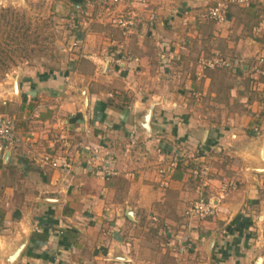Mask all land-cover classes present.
Returning a JSON list of instances; mask_svg holds the SVG:
<instances>
[{"label":"crops","instance_id":"obj_1","mask_svg":"<svg viewBox=\"0 0 264 264\" xmlns=\"http://www.w3.org/2000/svg\"><path fill=\"white\" fill-rule=\"evenodd\" d=\"M52 1L75 15L80 46L65 69L23 68L15 95L12 79L0 83V114L16 119L20 140L0 155V264L23 243L13 264L140 263L139 235H124L142 215L174 232L163 251L174 249L176 264H264V173L255 172L264 89L253 90L245 68L264 56V0L230 6L223 23L199 13L228 0H147L128 37L114 25L123 6L90 12L85 0ZM214 54L232 67L197 79L198 61ZM100 148L117 157V176L88 165ZM45 155L69 160L70 171L45 165ZM202 196L219 199V212L192 220Z\"/></svg>","mask_w":264,"mask_h":264},{"label":"rangeland","instance_id":"obj_2","mask_svg":"<svg viewBox=\"0 0 264 264\" xmlns=\"http://www.w3.org/2000/svg\"><path fill=\"white\" fill-rule=\"evenodd\" d=\"M7 9L18 14V22H15L14 25L21 28L22 32L31 38L26 43L27 57L18 59L16 65L8 73H0V83L7 79H14L17 74L20 75L23 68L58 71L68 66L71 59L74 58L75 48L80 46L72 38L74 30L71 26V20L76 18L72 12L68 16H64L55 10L52 0H32L30 2L21 0L14 6L1 3L0 19L1 15H8V12L5 11ZM9 18L16 20L11 15H9ZM0 29L1 32L5 30L2 24H0ZM34 39L38 43H32ZM23 48L21 47L20 49L22 50ZM3 201L5 200H0V206L3 205ZM139 219L138 227L128 228L124 235L126 239H130L128 241L131 243L133 242L131 238H134L135 234L139 235L142 245L136 249L138 251L137 256L140 259V263L137 264H176L177 256L170 255L172 253L176 254L175 250L167 248L165 253L163 251L166 245L169 244V232L171 234L174 232L167 227L163 229L162 226L157 225V223L165 224L164 221L157 222L146 215L139 216ZM159 220L161 221V219Z\"/></svg>","mask_w":264,"mask_h":264},{"label":"built area","instance_id":"obj_3","mask_svg":"<svg viewBox=\"0 0 264 264\" xmlns=\"http://www.w3.org/2000/svg\"><path fill=\"white\" fill-rule=\"evenodd\" d=\"M246 0H228L227 2L218 3L217 5L203 10L199 13V17L203 21L223 23L226 20L227 12L232 5L245 3ZM123 6L124 9L116 16L114 25L121 32L122 36L128 37L135 26L142 22L143 10L141 8H148L147 0H85L84 8L86 11L94 12L97 9H106V11H113L115 8ZM126 9V11H125ZM137 9H141L140 15L137 13ZM154 18V15H150V20ZM232 64L226 58L220 54H214L210 58H202L196 65L197 79H201L205 72L209 70L217 69H230ZM248 77L251 86L254 91L264 89V56L256 57L252 65L246 67ZM16 119L13 117L0 114V155L9 153L16 146L20 144V140L16 137ZM257 130V129H256ZM62 140V138H61ZM136 140H132V143L126 149V153L132 152L137 147ZM115 154H111L107 151H103L102 148L98 149L95 155L88 161V165L93 168L94 163L96 173L103 179L113 178L118 175L115 163ZM43 163L55 170L63 172H69L71 165L69 160L54 159L49 155L42 157ZM179 161V160H178ZM177 160L169 166L162 167L158 170V174L161 177L169 176L173 169L177 167ZM98 166V168H97ZM202 178L208 177V171L203 170L199 173ZM233 185H230L232 187ZM234 187V186H233ZM220 207V200L214 197L205 198L200 197L192 206L188 212V216L192 220H206L217 216ZM260 221H264V217L259 218Z\"/></svg>","mask_w":264,"mask_h":264},{"label":"trees","instance_id":"obj_4","mask_svg":"<svg viewBox=\"0 0 264 264\" xmlns=\"http://www.w3.org/2000/svg\"><path fill=\"white\" fill-rule=\"evenodd\" d=\"M5 11L8 12V15H1L0 19V24L5 29L4 32H1L0 29V73L3 74L8 73L16 65L18 59L27 57L26 43L31 38L22 32L21 28L14 25L15 22H18V14L10 9ZM9 15L14 16L16 20H11ZM33 42L38 43L35 39L32 40ZM21 47L24 48L21 50Z\"/></svg>","mask_w":264,"mask_h":264},{"label":"water","instance_id":"obj_5","mask_svg":"<svg viewBox=\"0 0 264 264\" xmlns=\"http://www.w3.org/2000/svg\"><path fill=\"white\" fill-rule=\"evenodd\" d=\"M108 63H105L104 68L107 67ZM18 79H19V74H17V76L12 79V86L11 89L14 95L17 93V83H18ZM83 106L87 109L88 106V97H87V92L84 91L83 92ZM152 116V108H149L146 112L145 118H144V124H143V131L147 134L150 133V119ZM257 158L261 164L262 167L260 168H255V172L258 174H263L264 173V141L260 144L259 148H258V152H257ZM129 218H132L131 214H128ZM25 247V243L21 244L16 250L15 252L9 256L8 258V264H13L15 262V260L20 256L22 250ZM261 263V259H259L257 261L256 264H260Z\"/></svg>","mask_w":264,"mask_h":264}]
</instances>
